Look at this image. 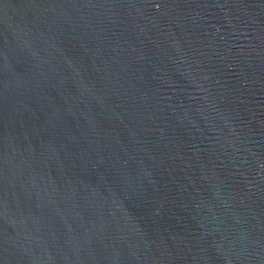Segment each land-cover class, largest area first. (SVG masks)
<instances>
[{"label":"water","instance_id":"water-1","mask_svg":"<svg viewBox=\"0 0 264 264\" xmlns=\"http://www.w3.org/2000/svg\"><path fill=\"white\" fill-rule=\"evenodd\" d=\"M0 264H264V0H0Z\"/></svg>","mask_w":264,"mask_h":264}]
</instances>
